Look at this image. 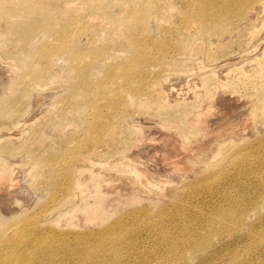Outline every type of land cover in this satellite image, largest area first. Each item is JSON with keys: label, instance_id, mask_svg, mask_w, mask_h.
Wrapping results in <instances>:
<instances>
[{"label": "rangeland", "instance_id": "obj_1", "mask_svg": "<svg viewBox=\"0 0 264 264\" xmlns=\"http://www.w3.org/2000/svg\"><path fill=\"white\" fill-rule=\"evenodd\" d=\"M234 12L0 0L9 249L26 224L58 263L264 264V0Z\"/></svg>", "mask_w": 264, "mask_h": 264}, {"label": "bare ground", "instance_id": "obj_2", "mask_svg": "<svg viewBox=\"0 0 264 264\" xmlns=\"http://www.w3.org/2000/svg\"><path fill=\"white\" fill-rule=\"evenodd\" d=\"M187 7H189L195 15L199 17V21L203 24L207 32L210 33L211 29L219 26V21L221 17L227 16L230 17L235 13L234 11L238 7H250L257 2V0H184ZM228 30L223 27L222 32H227ZM181 157V156H180ZM141 180L145 178L137 173ZM146 182V181H145ZM29 227V225L27 226ZM26 224L19 227L21 233H27L24 238L21 239L19 248H10L14 245L16 239L12 240H3L0 239V264H70V263H58L56 259L50 255L42 256L39 254L40 251L45 253L48 252L49 248L47 245H38L34 238H28L31 230L27 231ZM107 228L105 233H110L111 231ZM167 237V235L165 236ZM168 239V238H167ZM18 241V240H17ZM169 241L172 243V247L177 249L179 240H175L170 237ZM98 249L104 253L116 251L115 246L112 247H103L101 244H96ZM88 244L81 243L78 248H72L69 250L68 260H75L80 258L84 253H87L89 250H84L83 248L87 247ZM40 248V249H38ZM174 249V248H173ZM34 254V255H33ZM89 258L92 257V252H89ZM46 258L43 261H40L37 258ZM107 264H117L116 260L108 258L106 261Z\"/></svg>", "mask_w": 264, "mask_h": 264}]
</instances>
